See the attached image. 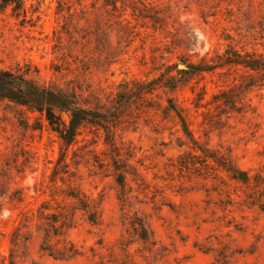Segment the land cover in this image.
Returning a JSON list of instances; mask_svg holds the SVG:
<instances>
[{"label":"rangeland","instance_id":"rangeland-1","mask_svg":"<svg viewBox=\"0 0 264 264\" xmlns=\"http://www.w3.org/2000/svg\"><path fill=\"white\" fill-rule=\"evenodd\" d=\"M41 1L35 25L0 14V67L91 107L114 110L121 90L131 101L67 147L0 98V264H264V72L178 71L230 48L264 55V0ZM171 75L175 90L149 83Z\"/></svg>","mask_w":264,"mask_h":264},{"label":"trees","instance_id":"trees-1","mask_svg":"<svg viewBox=\"0 0 264 264\" xmlns=\"http://www.w3.org/2000/svg\"><path fill=\"white\" fill-rule=\"evenodd\" d=\"M29 0H0V14L4 13L8 8L12 11V16L16 18L22 17L23 24L31 23L35 25L40 19L38 15L40 11L41 0L31 4V16H28ZM37 14L35 17L34 15ZM243 66L254 71L264 72V55L256 51L241 52L230 48L223 54L215 56L212 60H203L198 64H185L186 68L178 69L180 74H192L199 71H214L218 68L227 66ZM150 84L156 88L163 87L169 90H175L182 85L183 80L177 76L171 75L165 79L157 78ZM141 84L134 91L138 95L152 92L155 88L148 87L149 84ZM131 92L121 90L118 94L117 106L114 110H103L97 107H91L82 101L75 93H66L56 90L52 87L41 85L32 79L28 71H22L18 68H2L0 67V98L7 99L19 105L25 106L32 112L39 113L48 123L49 128L56 133L59 139L66 145L70 146L76 139L82 126L92 123L104 125L105 123H117L124 111L130 107ZM178 111L174 106H166L163 111L167 114L170 111ZM185 133L188 132L186 122L182 120ZM204 157V161H213L219 168L229 174V176L237 181L249 184L252 180L248 171L239 168L231 159L225 155H218L211 152L207 148H200ZM120 185H123V177L118 176ZM73 197L80 199L77 194H71ZM82 201V200H81ZM83 203V207L87 209V205ZM92 217V216H91ZM93 220V218H91ZM94 221V220H93ZM136 225V224H135ZM142 229V237H147V230L143 222L140 220L137 224ZM52 255V254H51ZM56 257V256H55ZM10 264H15L10 260Z\"/></svg>","mask_w":264,"mask_h":264},{"label":"water","instance_id":"water-1","mask_svg":"<svg viewBox=\"0 0 264 264\" xmlns=\"http://www.w3.org/2000/svg\"><path fill=\"white\" fill-rule=\"evenodd\" d=\"M182 65H180V67H181ZM182 67H184V68H186V66L185 65H183Z\"/></svg>","mask_w":264,"mask_h":264}]
</instances>
